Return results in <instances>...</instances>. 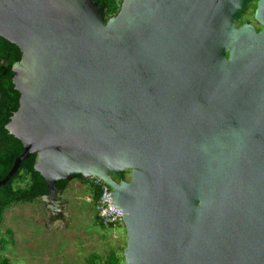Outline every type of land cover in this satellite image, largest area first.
I'll return each mask as SVG.
<instances>
[{"label": "water", "instance_id": "95a60500", "mask_svg": "<svg viewBox=\"0 0 264 264\" xmlns=\"http://www.w3.org/2000/svg\"><path fill=\"white\" fill-rule=\"evenodd\" d=\"M251 1L121 0L105 18L95 0H0L23 149L0 186L29 155L49 202L58 181L103 180L123 264H264V0L262 29L238 24Z\"/></svg>", "mask_w": 264, "mask_h": 264}, {"label": "rangeland", "instance_id": "374dc122", "mask_svg": "<svg viewBox=\"0 0 264 264\" xmlns=\"http://www.w3.org/2000/svg\"><path fill=\"white\" fill-rule=\"evenodd\" d=\"M251 16L250 9L245 17ZM60 194L54 212L42 204L40 197L33 202L15 203L5 210L0 237L8 238L5 230L9 228L13 242L8 241L0 255L7 256L10 264H84L92 252L105 256L116 248L122 254L126 243L124 225L100 228L94 224V210L86 200L83 183L72 178ZM64 202L68 204V214L55 217Z\"/></svg>", "mask_w": 264, "mask_h": 264}, {"label": "trees", "instance_id": "16d2710c", "mask_svg": "<svg viewBox=\"0 0 264 264\" xmlns=\"http://www.w3.org/2000/svg\"><path fill=\"white\" fill-rule=\"evenodd\" d=\"M99 6L104 7L105 18L116 14L119 10L121 0H95ZM240 22V21H239ZM21 52L19 48L0 36V179L6 175L12 166L14 159L23 151L20 140L14 137L7 129L6 124L10 115L18 107L19 92L14 88L12 82V66L20 60ZM36 155H29L23 159L18 170L4 185L0 186V224L3 220L5 210L18 202L37 201L42 195H46L47 188L44 178L35 171L33 164ZM117 181L124 179L126 172L119 175H112ZM73 179L85 185L87 196H90L91 208L94 210L93 222L100 228H112L117 224L104 225L100 222L96 208L100 189L91 180H82L80 175ZM70 180H61L56 183L58 188L66 190ZM119 226V225H117ZM6 233L0 237V249H4L5 244L13 242L12 230L7 228ZM0 264H10L9 258L0 255ZM84 264H123V256L116 248L110 249L105 256L92 252Z\"/></svg>", "mask_w": 264, "mask_h": 264}, {"label": "built area", "instance_id": "2783aa9c", "mask_svg": "<svg viewBox=\"0 0 264 264\" xmlns=\"http://www.w3.org/2000/svg\"><path fill=\"white\" fill-rule=\"evenodd\" d=\"M90 179L100 189V195L96 205L100 222L104 225L123 224L121 208H114L111 204V187L99 178L92 177ZM86 200L90 201V196H86Z\"/></svg>", "mask_w": 264, "mask_h": 264}, {"label": "flooded vegetation", "instance_id": "af4514ba", "mask_svg": "<svg viewBox=\"0 0 264 264\" xmlns=\"http://www.w3.org/2000/svg\"><path fill=\"white\" fill-rule=\"evenodd\" d=\"M255 6H256V0H252L250 3H249V5H248V8H247V10L242 14V16H241V18H240V22L238 21V24H241L242 22H250V23H252V24H254L255 25V28H256V30L258 31V30H260V29H262V26H260L255 20H254V18H253V12H254V9H255ZM251 9V13H252V16H251V18H252V21H254V23L251 21V18H246L245 17V15L248 13V11ZM58 188V187H57ZM61 189V188H60ZM65 190L63 189H61V191L59 192V195H61L60 193H63ZM43 196V195H42ZM42 196H41V198H42ZM59 197V196H58ZM40 199V198H39ZM42 204H47L49 207H50V210L52 211V212H54L55 210H54V208H52L53 206H54V204L53 203H55V202H49L48 200H47V198H44L43 197V199H42ZM90 203V202H89ZM60 205H61V211H60V214H59V216H61V217H64L65 216V214L67 213L68 214V212H69V208H68V204L66 205V203L64 202V203H60ZM84 206H85V204H83ZM90 205H91V203H90ZM44 207H46V206H44ZM44 207H42V209L43 210H45V208ZM91 207V206H90Z\"/></svg>", "mask_w": 264, "mask_h": 264}, {"label": "crops", "instance_id": "0c3cea01", "mask_svg": "<svg viewBox=\"0 0 264 264\" xmlns=\"http://www.w3.org/2000/svg\"><path fill=\"white\" fill-rule=\"evenodd\" d=\"M58 212H59L58 210H57V212H55V215H56L55 217H61V216H59L60 213L58 214ZM66 215H67V213L65 214V216Z\"/></svg>", "mask_w": 264, "mask_h": 264}]
</instances>
